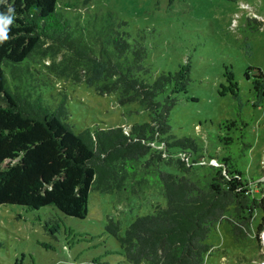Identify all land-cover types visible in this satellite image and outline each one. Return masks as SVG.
Instances as JSON below:
<instances>
[{"label": "trees", "instance_id": "trees-1", "mask_svg": "<svg viewBox=\"0 0 264 264\" xmlns=\"http://www.w3.org/2000/svg\"><path fill=\"white\" fill-rule=\"evenodd\" d=\"M56 6L57 0L0 3V13L14 10L9 38L0 43V204L53 205L82 218L91 190L120 192L127 184H144V177L137 176L143 166L145 173L157 169L166 204L135 217L123 234L116 221L107 224L128 262L203 264L211 246L208 234L222 219L233 240L259 243L264 183L250 182L229 154L215 164L202 163L198 158L215 155H204L193 137L170 134L168 115L175 94L189 82L188 71L161 72L149 81L143 40L129 39L127 21L117 12L85 10L70 20ZM245 23L259 30L255 16H246ZM256 70L254 95L255 77L264 87L262 72ZM62 78L85 82L98 94L116 93L120 104L138 101L150 120L127 129L74 132L65 91H57L59 97L53 91L54 80ZM160 93L163 99L157 100ZM220 123L229 127L234 120ZM161 163L182 172L160 169Z\"/></svg>", "mask_w": 264, "mask_h": 264}, {"label": "rangeland", "instance_id": "rangeland-1", "mask_svg": "<svg viewBox=\"0 0 264 264\" xmlns=\"http://www.w3.org/2000/svg\"><path fill=\"white\" fill-rule=\"evenodd\" d=\"M67 1L68 7L63 0H57L56 7L70 20L84 16L85 10L106 9L125 19L129 39L141 38L146 47L147 80L161 72L187 70L189 82L175 94L168 115L170 134L193 137L204 155H215L198 158L202 163L215 164L229 154L250 182L264 183V87L258 77L253 83L256 94L252 92L254 75H259L256 69L264 78V0ZM246 16L260 20L259 30L248 27ZM249 66L253 69L245 76ZM54 83L56 97L61 95L57 91L66 93L67 121L74 132L114 126L127 129L150 120L148 109L138 101L120 104L116 93L98 94L85 82L62 78ZM163 95L156 99L162 100ZM225 118L234 124L223 126L220 121ZM226 134L234 139H218ZM158 168L182 172L162 163ZM137 172L144 184H127L120 192L91 190L82 218L64 214L53 205L0 204V264H132L107 224L116 221L123 234L135 217L152 212L156 204H166L157 169L145 173L142 166ZM206 241L211 246L203 264H260L264 260L261 239L259 243L251 238L233 240L225 219L212 226Z\"/></svg>", "mask_w": 264, "mask_h": 264}, {"label": "clouds", "instance_id": "clouds-1", "mask_svg": "<svg viewBox=\"0 0 264 264\" xmlns=\"http://www.w3.org/2000/svg\"><path fill=\"white\" fill-rule=\"evenodd\" d=\"M4 0H0V3H3ZM13 8L9 7L8 8V13H0V43L4 42L7 40L8 37V26L12 23L13 21Z\"/></svg>", "mask_w": 264, "mask_h": 264}, {"label": "water", "instance_id": "water-1", "mask_svg": "<svg viewBox=\"0 0 264 264\" xmlns=\"http://www.w3.org/2000/svg\"><path fill=\"white\" fill-rule=\"evenodd\" d=\"M260 237H261V241H262V243L264 245V228H263V230L260 233ZM260 264H264V260Z\"/></svg>", "mask_w": 264, "mask_h": 264}]
</instances>
